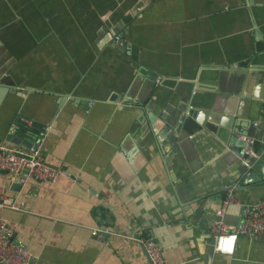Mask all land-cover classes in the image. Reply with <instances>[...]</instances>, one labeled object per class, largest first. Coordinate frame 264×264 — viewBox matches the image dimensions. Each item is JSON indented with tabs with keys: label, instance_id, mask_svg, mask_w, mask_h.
Returning <instances> with one entry per match:
<instances>
[{
	"label": "crops",
	"instance_id": "obj_1",
	"mask_svg": "<svg viewBox=\"0 0 264 264\" xmlns=\"http://www.w3.org/2000/svg\"><path fill=\"white\" fill-rule=\"evenodd\" d=\"M245 126L261 171L264 0H0V143L41 142L59 170H0L24 202L2 215L35 264H146L147 233L167 264H264V234L230 255L210 228L228 187L264 198V182L239 188Z\"/></svg>",
	"mask_w": 264,
	"mask_h": 264
},
{
	"label": "built area",
	"instance_id": "obj_2",
	"mask_svg": "<svg viewBox=\"0 0 264 264\" xmlns=\"http://www.w3.org/2000/svg\"><path fill=\"white\" fill-rule=\"evenodd\" d=\"M244 130L241 135L244 142L242 159L246 167L245 175H249L261 156L255 150L254 137L246 132V126ZM0 170H7L14 179L20 181L34 178L40 181L55 182L59 176V170L46 163L41 142L32 146L29 153H21L13 146L0 143ZM231 205L242 206V218L238 223L226 221V211ZM23 206V201L9 197L6 189L0 188V264H35L30 251L14 240V231L2 215L5 208L21 209ZM210 228L214 239V251L222 254H234L240 235L264 234V198L253 203H240L235 193V187H228L221 206L214 211ZM92 235L99 240H104L106 237L104 232L99 229H93ZM142 238L149 257L146 264H167L161 245L154 235L147 233Z\"/></svg>",
	"mask_w": 264,
	"mask_h": 264
},
{
	"label": "water",
	"instance_id": "obj_3",
	"mask_svg": "<svg viewBox=\"0 0 264 264\" xmlns=\"http://www.w3.org/2000/svg\"><path fill=\"white\" fill-rule=\"evenodd\" d=\"M13 135H10V139L14 140V142H17L16 139H13ZM240 131L237 132V135L233 137V139L230 142L231 148L238 154L242 153V149L244 147V142L241 138ZM18 143V142H17ZM7 171V170H4ZM264 182V168L261 169V171H257L253 169L249 175H244L242 179L240 180V189L250 188L251 186L257 185L258 183Z\"/></svg>",
	"mask_w": 264,
	"mask_h": 264
}]
</instances>
